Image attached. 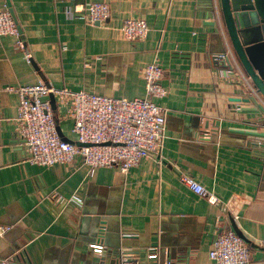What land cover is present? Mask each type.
Masks as SVG:
<instances>
[{"label": "crops", "instance_id": "crops-1", "mask_svg": "<svg viewBox=\"0 0 264 264\" xmlns=\"http://www.w3.org/2000/svg\"><path fill=\"white\" fill-rule=\"evenodd\" d=\"M94 2L110 6L105 24L65 13ZM215 4L220 11L218 0H0L30 54L27 61L14 36H0V225L9 227L0 236V262L121 264L122 254L144 257L156 247V258L143 264H212L214 233L230 227L249 247L252 264H264L257 244L264 239V139L251 134L264 131V113L249 109L246 86L212 59L225 49L210 24ZM131 18L147 22L145 39L125 38L122 24ZM152 62L162 68L166 89L154 99L166 111L156 154L126 173L90 169L79 158L52 166L28 161L19 98L8 87L43 81L133 99L146 95L143 69ZM50 100L60 137L77 142L70 101ZM180 171L219 203L193 193ZM99 227L102 238L92 236Z\"/></svg>", "mask_w": 264, "mask_h": 264}, {"label": "built area", "instance_id": "built-area-1", "mask_svg": "<svg viewBox=\"0 0 264 264\" xmlns=\"http://www.w3.org/2000/svg\"><path fill=\"white\" fill-rule=\"evenodd\" d=\"M68 18H82L91 24H105L110 17V6L103 2L88 4L84 9L77 5L65 10ZM218 31L224 39L223 52L212 55L214 61L230 69L246 86L248 99L264 111V98L254 87L244 72L232 47L230 46L217 5L214 6V19ZM122 32L126 39L137 41L148 36L150 28L144 19H125ZM196 34L195 31L192 32ZM12 35L16 38L15 47L24 53L27 61L30 54L25 50V39L20 27L8 8L0 10V36ZM163 70L156 62L147 64L143 69L146 95L129 99L111 98L85 90L73 91L69 88L49 86L43 81L35 84L8 87L19 98V128L24 146L29 152L28 161L41 166L72 163L77 158L90 169L96 167H116L123 173L146 157L156 154L162 145L165 124V109L156 104V98L166 94L161 84ZM50 96L60 105H71L69 113L74 120L72 131L77 142L60 137L53 115ZM240 107H236L239 109ZM179 180L193 193L203 196L210 204L219 203L213 193L205 189L189 173L180 171ZM59 202L65 199L57 198ZM8 226L0 225V236ZM264 249V239L258 241ZM95 251H101L102 245L91 244ZM156 247H149L146 255L122 254L121 264H143L144 260L155 259ZM208 257L212 264H252L250 251L243 239L227 227L214 233ZM0 264H21L15 258L5 259Z\"/></svg>", "mask_w": 264, "mask_h": 264}, {"label": "water", "instance_id": "water-1", "mask_svg": "<svg viewBox=\"0 0 264 264\" xmlns=\"http://www.w3.org/2000/svg\"><path fill=\"white\" fill-rule=\"evenodd\" d=\"M218 2L222 26L231 47L244 72L264 98V0H218ZM8 5L10 6V0ZM210 24L213 25V22ZM249 109L264 113L256 104ZM251 134L264 139V131H254ZM75 143L82 145L79 142ZM104 231L99 227L92 232V236L99 235L102 238ZM84 252L87 256L96 258L89 250Z\"/></svg>", "mask_w": 264, "mask_h": 264}]
</instances>
